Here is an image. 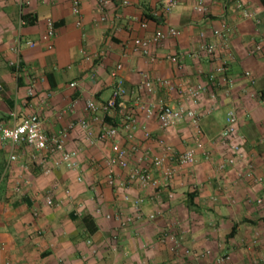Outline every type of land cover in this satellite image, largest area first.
Returning <instances> with one entry per match:
<instances>
[{
    "label": "crops",
    "instance_id": "1",
    "mask_svg": "<svg viewBox=\"0 0 264 264\" xmlns=\"http://www.w3.org/2000/svg\"><path fill=\"white\" fill-rule=\"evenodd\" d=\"M24 1L26 4L20 5L17 0H0V124L10 125L12 112H16L18 118L36 113L48 134L80 118L86 119L97 132L102 123L92 120L85 102L90 99L100 104L109 97L112 85L109 71L116 63L123 65L119 75L126 89L127 102L138 94L144 100L163 99L176 104L179 98L162 89L138 91L136 86L141 75L168 77L183 84L205 82V78L198 75V68L212 71L222 56L219 47L215 55L201 54L199 59L185 60L180 69L166 62H149L134 54L130 49L132 39L149 37L155 28L160 27L148 24L143 29L139 26L140 13L146 8L158 7L159 0H129L127 6H121L119 0H112L106 7L108 21L104 24L97 23L100 16L97 0H80V27L76 26V17L71 13V0ZM178 1V6L166 17L163 25L178 28L180 35L151 46L150 50L158 56L178 50H194L200 43L212 40L211 30L222 20L235 25L229 38L235 56L228 71L233 86L227 92L222 86L217 88L213 111L207 110L209 101L205 96L201 97L196 109L201 116L206 147L215 160H220L231 153L228 145L219 142L218 133L224 125L225 111L234 107L239 121L230 144H239L244 157L223 171L216 170L211 162L199 159L170 184L171 199L163 193L150 200V190H129L133 196H145L144 212L156 211L158 214L152 221H135L118 230L116 222L92 214L95 204L104 212L113 211L116 190L105 186L99 189L104 176L100 165L109 154V142L89 146L81 130L74 128L65 141V148L79 149L78 171L59 167L53 169L52 174L44 175L30 158L25 145L11 146L0 140V264H215L220 252L229 255V261L224 264H251L252 259L264 264V206L253 202L264 197V182L254 184L237 177L247 165L255 175L264 177V141L258 142L264 140V106L251 96L253 90L264 89V0H243L245 7L254 11L257 24L243 19L231 0L218 3L203 0L204 13L194 12L186 0ZM25 14L32 15V23L23 26L22 35L36 45L22 50L24 70L18 85L6 64L13 58L9 48L16 36L17 19ZM47 18L54 21L57 31L51 50L40 42ZM200 32H205V38L200 37ZM253 43L261 45V52L255 56L248 54ZM81 46L88 53L103 51L101 66L96 61L84 60L79 53ZM246 70L255 78L254 87L244 76ZM93 71L95 76L90 78ZM72 81L77 83L75 87L69 86ZM29 86L33 89L30 99L26 96ZM48 93L46 105H40L38 101ZM70 102L75 105L73 112L59 116ZM127 110L135 112L129 107ZM135 115L142 122L141 115L138 112ZM109 117L119 122L115 112ZM181 125L190 128L187 122H182L162 131L154 119L147 123V128L154 138H161L182 150L190 142L187 140L190 134L179 130ZM190 130L192 140V128ZM119 134L120 142L128 145L123 131ZM135 142L150 147L153 153L159 152L155 141H144L139 129L135 132ZM11 154L16 159L10 162ZM77 174L83 176L82 183L75 181ZM190 184L191 188L187 190ZM17 186L19 190H16ZM63 188H69L74 203H82L86 214L94 217L97 229L92 234L86 231L70 205L44 206V194L60 198ZM97 192L101 195L94 199ZM188 193L194 195L190 207ZM214 195L216 201L210 199ZM229 196L234 199V204L228 203ZM33 209L37 210V215H33ZM163 231L181 234L182 247L198 251L209 248L212 253L198 260L174 254L170 252L168 242L160 241ZM256 232L260 237L253 244L251 239ZM114 234L118 236L116 241L112 239ZM88 238L91 245L86 243ZM218 244H222L221 248ZM93 249L96 253H92Z\"/></svg>",
    "mask_w": 264,
    "mask_h": 264
},
{
    "label": "built area",
    "instance_id": "2",
    "mask_svg": "<svg viewBox=\"0 0 264 264\" xmlns=\"http://www.w3.org/2000/svg\"><path fill=\"white\" fill-rule=\"evenodd\" d=\"M20 5H25L24 0H17ZM191 9L197 13H204L206 6L203 0H186ZM218 3L222 0H211ZM237 13L243 19L253 20L254 24L258 23V18L254 11L245 7L243 0H231ZM110 3L109 0H97L100 16L97 23L104 24L108 21L106 7ZM121 6H127L129 0H119ZM178 0H159V6L152 11V15L159 18L160 15L168 16L178 6ZM71 13L76 17V26H81V2L80 0H71ZM26 24L23 15L17 19V32L13 44L9 50L13 54V58L7 61V66L13 69L15 78L20 76L24 70V60L22 57L23 48H34L36 43L32 40L25 39L22 35V28ZM139 26L146 29L148 23L139 21ZM235 25L222 20L217 28L211 30V41H204L199 44L194 50H178L172 54L158 56L150 50L151 46H158L168 39H175L180 35V30L174 26L166 25L156 28L149 37H134L131 41V51L139 55L149 62L154 63H169L176 68H183L185 60L199 59L201 54L207 56L215 55L216 50L221 47L222 56L219 57L218 65L212 71H204L198 68L199 76L205 78V82H196L194 84L174 81L168 77L156 76L150 78L146 75H141V79L137 84L138 91L152 92L156 88L173 94L179 98L176 104L168 103L163 99L156 101L144 100L140 95H135L132 101L126 100V89L119 73L123 65L118 62L109 71V76L112 80L111 93L109 97L100 104L92 100H86L85 109L91 115L95 122L102 123L97 132L90 126L89 122L80 118L75 121H70L67 125L56 132L46 133L42 119L36 113L28 114L22 118H18L16 112L11 113V124H0V140L8 143L11 146L18 144L25 145L30 151V158L41 169L44 175H50L53 169L63 167L69 171H78V153L79 149H66L65 141L69 133L74 128H79L83 133V137L89 146L100 145L109 142V154L104 158L100 165L103 169L104 179L108 187L115 189L117 194L112 201L113 211L104 212L102 208L95 204L92 209V214L96 217H102L107 221L116 222V229L121 230L130 226L135 221H152L157 216L158 212H144L143 205L146 198L143 195L133 196L129 190L136 188L140 190H150L149 199L158 198L165 193L168 199L173 197V192L170 189V184L177 176L184 172L187 168L194 166L199 159L211 162L214 168L218 171H223L228 166H232L237 160L244 157L239 144H230L231 136L236 132L239 115L234 107H229L225 111L224 125L218 133V140L223 146H229L230 155L215 160L212 153L206 147L203 138V129L200 124V114L196 106L200 103L201 97L205 96L209 101L207 110L213 111L217 103V88L223 87L224 92H227L232 86L233 81L228 76L230 63L235 60V56L231 50L229 38ZM201 38H205V32L199 33ZM57 36L55 23L51 18L45 20V29L40 37V42L47 50L53 48V41ZM248 54L255 56L261 52V45L253 43ZM79 53L86 61H91L101 66L104 52L88 53L84 47H80ZM95 71L90 74V78H94ZM244 76L247 78L250 86L254 87L255 78L249 72L245 71ZM76 82L69 83L70 87H75ZM2 89L0 84V90ZM27 98H32L33 89L29 86L26 89ZM50 93L42 97L38 102L40 105H46ZM259 103L264 106V97L259 95V92L251 94ZM74 103L70 102L65 108L59 112V116L66 113H71L74 110ZM135 110L130 112L127 108ZM115 112L119 116V122L116 125H107L104 123V117ZM140 114L142 122H140L135 114ZM152 119L156 120L158 128L165 131L176 124L187 122L192 128V140L186 144L182 150H177L170 143L165 142L161 138H154L147 128V123ZM142 132L144 141H155L159 147L158 153H153L148 146H140L135 142V132ZM123 131L128 145H124L119 140V133ZM262 139L258 142L262 143ZM16 159L14 154L9 156V161ZM237 177L240 180H250L254 184L264 182V177L257 176L253 173L250 165H247L246 170L238 172ZM77 183L83 182V176L77 174L75 176ZM182 185L181 182L178 183ZM19 190V187H16ZM212 201L217 200V196H211ZM228 203L234 204V199L228 197ZM252 200H250L251 202ZM256 205L264 206V197H258L253 200ZM43 204L49 208H59L64 205H70L74 214L78 219H82L86 214V208L82 203H74L71 190L69 188L62 189L60 198H54L51 194L46 193L43 196ZM128 209V211H127ZM33 215H37V210L33 209ZM182 234V231L180 230ZM181 234H172L163 231L160 241L168 242L170 252L181 254L185 257H192L196 260L204 258L212 253L211 249L194 250L189 247H182ZM260 234L254 233L252 243L256 244L259 241ZM118 238L117 234L113 235L112 239ZM87 245H91L90 238L86 240ZM222 244H218L221 248ZM92 253H96L95 249ZM229 255L225 252H220L216 255L215 264H224L229 261ZM4 264H9L6 262ZM251 264H258L257 259H252Z\"/></svg>",
    "mask_w": 264,
    "mask_h": 264
},
{
    "label": "trees",
    "instance_id": "3",
    "mask_svg": "<svg viewBox=\"0 0 264 264\" xmlns=\"http://www.w3.org/2000/svg\"><path fill=\"white\" fill-rule=\"evenodd\" d=\"M110 3L112 0H109ZM155 8H146V10L142 11L139 15V21H145L147 22L148 24H152L154 27H157L160 25V27H163L165 21H166V17L167 16H164V15H160L159 18L156 17V16H153L152 15V11L155 10ZM25 21H26V24H31L32 23V15L31 14H25L23 15ZM55 27H56V24H55ZM156 29V28H155ZM12 73H13V69H11ZM21 79L22 77L21 76H18L16 78L17 80V84L20 85L21 84ZM259 95L261 97H264V89L260 90L259 91ZM104 123L107 124V125H116L117 122H114L112 121L111 117L109 116H105L104 117ZM191 140V139H190ZM105 186V188H108L112 191L115 192V189H111L110 187L107 186L106 182H105V179H104V176H103V183L101 184V187L99 188L101 190V188ZM101 192H97V194L95 195L94 194V199H96V197H98ZM117 193V192H115ZM118 195V194H116ZM116 197V196H115ZM194 197L193 193H188V200H189V204L188 206L190 207L191 206V200L192 198ZM81 220V223L83 224V226L85 227L86 231L89 233V234H92L96 229H97V225L94 221V217H92L91 215H85ZM233 230V229H232Z\"/></svg>",
    "mask_w": 264,
    "mask_h": 264
},
{
    "label": "rangeland",
    "instance_id": "4",
    "mask_svg": "<svg viewBox=\"0 0 264 264\" xmlns=\"http://www.w3.org/2000/svg\"><path fill=\"white\" fill-rule=\"evenodd\" d=\"M253 90V89H252ZM254 92H256L255 90H253ZM179 128V130H181L182 132H186V134H190V137H187V140L188 141H190V139H191V130H190V128H188V126H186V125H181V126H179L178 127ZM85 186V185H84ZM87 186V185H86ZM191 188V184H190V186L187 188V190H189Z\"/></svg>",
    "mask_w": 264,
    "mask_h": 264
}]
</instances>
